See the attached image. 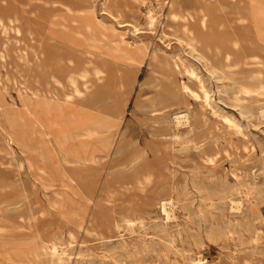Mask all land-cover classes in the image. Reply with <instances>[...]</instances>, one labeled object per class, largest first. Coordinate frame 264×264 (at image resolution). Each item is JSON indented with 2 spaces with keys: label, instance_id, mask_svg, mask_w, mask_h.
Here are the masks:
<instances>
[{
  "label": "rangeland",
  "instance_id": "374dc122",
  "mask_svg": "<svg viewBox=\"0 0 264 264\" xmlns=\"http://www.w3.org/2000/svg\"><path fill=\"white\" fill-rule=\"evenodd\" d=\"M263 9L0 0V264H264Z\"/></svg>",
  "mask_w": 264,
  "mask_h": 264
},
{
  "label": "bare ground",
  "instance_id": "6f19581e",
  "mask_svg": "<svg viewBox=\"0 0 264 264\" xmlns=\"http://www.w3.org/2000/svg\"><path fill=\"white\" fill-rule=\"evenodd\" d=\"M238 2V1H237ZM254 2V1H253ZM258 3H260V2H258ZM213 3H211V5H212ZM246 5V4H245ZM247 6V5H246ZM259 6V5H258ZM228 7V6H227ZM248 7V6H247ZM224 8V7H223ZM254 9V8H253ZM258 10V9H257ZM260 10H261V8H260ZM264 10V9H263ZM151 12V11H150ZM259 12V11H258ZM255 13H257V12H255ZM174 14V13H173ZM150 17V16H149ZM258 19V18H257ZM246 20V19H245ZM204 24V23H203ZM256 25V24H255ZM261 29V28H260ZM264 31V30H263ZM191 32H192V30H191ZM190 32V33H191ZM211 32V31H210ZM257 32V31H256ZM192 34V33H191ZM175 36V35H174ZM180 38V37H179ZM183 40H185L186 39V37H184L183 36ZM189 38V37H188ZM204 39V38H203ZM192 40V39H191ZM191 40H185V42L188 44V45H190L191 47H192V49H196V46H195V44L193 43V42H191ZM262 40V39H261ZM264 40V39H263ZM194 41V40H193ZM211 41V40H210ZM220 41V40H219ZM220 43V42H219ZM204 44V43H203ZM163 48V47H162ZM203 48V47H202ZM157 51V50H156ZM157 57V56H156ZM206 59V58H205ZM260 60V59H259ZM212 61V60H211ZM152 62H154V61H152ZM150 64V63H149ZM208 64V63H207ZM262 64V63H261ZM151 66V65H150ZM216 66V65H215ZM176 68V67H175ZM148 73V72H147ZM147 73H146V75H147ZM156 75V74H155ZM210 78V77H209ZM175 83V82H174ZM171 91V90H170ZM140 96V95H139ZM146 97H147V95H146ZM145 97V98H146ZM148 98V97H147ZM135 99V98H134ZM157 99H159L158 97H151V98H149V99H145V100H143V104L144 105H147V104H149V105H153L155 102H156V100ZM134 101V100H133ZM7 102V101H6ZM106 104V103H105ZM177 106V105H176ZM9 107V106H8ZM184 109H186V108H184ZM5 110V109H4ZM171 110V109H170ZM177 110V109H176ZM118 113V111H114L113 113ZM174 112V111H173ZM264 112V111H263ZM3 113H4V111H3ZM189 113V112H188ZM6 114V113H5ZM30 114V113H29ZM95 114V113H94ZM6 116H8L7 114H6ZM5 116V117H6ZM10 116V115H9ZM174 117H172V118H174L175 119V121H176V124L177 125H179V124H184L185 122H187L189 119V117H188V114L187 113H177L176 115H173ZM168 117V116H167ZM77 118V117H76ZM98 118V117H97ZM106 118V117H105ZM107 118H111V117H107ZM171 118V117H170ZM7 119V118H6ZM11 119H12V117H11ZM74 119V118H73ZM8 120V119H7ZM104 120V119H103ZM106 120V119H105ZM157 120V119H156ZM11 121L12 120H10V123H11ZM114 121V120H113ZM15 122V121H14ZM66 122V121H65ZM80 122V121H79ZM112 122V121H111ZM173 122V121H172ZM9 123V124H10ZM37 123V122H36ZM123 123V122H122ZM170 123V122H169ZM12 125V124H11ZM65 125V124H64ZM192 125V124H191ZM190 125V126H191ZM109 126V125H108ZM107 126V127H108ZM121 126V125H120ZM183 126V125H182ZM113 127H116V126H113ZM119 127V126H118ZM4 128V127H3ZM36 128V127H35ZM43 128V127H42ZM76 128V127H75ZM106 128V127H105ZM187 128V127H186ZM191 128H193V126L191 127ZM85 129H86V131H87V133L85 132L84 134H87V135H91V134H95V132L93 133V129H92V126H91V122L90 123H87L86 124V127H85ZM2 130V129H1ZM76 130V129H75ZM78 130V129H77ZM76 130V131H77ZM95 130V129H94ZM99 130V129H98ZM182 130V129H181ZM83 131V130H82ZM108 131V130H107ZM7 132V131H6ZM79 132V131H78ZM77 132V133H78ZM4 133V132H3ZM11 133V132H10ZM67 133V132H66ZM71 133V132H70ZM171 133V132H170ZM180 133V132H179ZM97 134V133H96ZM95 134V135H96ZM172 134V133H171ZM187 134V133H186ZM6 135V134H5ZM67 136V135H66ZM70 136V135H69ZM117 136V135H116ZM181 136V135H180ZM63 137V136H62ZM85 137H86V135H85ZM93 137V136H92ZM171 137H173L172 135H171ZM72 138V137H71ZM89 138V137H88ZM3 139V138H2ZM67 139V138H66ZM69 139H70V137H69ZM4 140V139H3ZM59 140V139H58ZM68 141V140H67ZM67 141H65V142H67ZM104 141V140H103ZM102 141V142H103ZM60 142V141H59ZM65 142H63L64 144H65ZM97 142H98V140H97ZM62 143V142H61ZM68 143V142H67ZM55 144V143H54ZM58 144V143H57ZM114 144V143H113ZM56 145V144H55ZM106 145V144H105ZM57 146V145H56ZM59 146V145H58ZM97 146V145H96ZM99 146H101V145H99ZM99 146H98V148H99ZM112 147V146H111ZM7 148V147H6ZM65 148V147H64ZM70 148V147H69ZM95 149V148H94ZM112 149V148H111ZM10 150V149H9ZM3 151V150H2ZM66 151H68V150H66ZM76 151V150H75ZM91 151V150H90ZM96 151V150H95ZM9 153V152H8ZM63 153V152H62ZM71 153V152H70ZM74 153V152H73ZM93 153H96V152H93ZM79 154V153H78ZM11 156V155H10ZM105 156V155H104ZM69 157V156H68ZM97 157V156H96ZM108 157V156H107ZM70 158V157H69ZM63 159V158H62ZM78 159V158H77ZM4 160V159H3ZM81 160V159H80ZM79 160V161H80ZM88 160V159H87ZM96 160V159H95ZM68 161V160H67ZM100 161H101V159H100ZM11 162V161H10ZM69 162V161H68ZM76 162V161H75ZM108 162V161H107ZM81 163V162H80ZM87 163V162H86ZM98 163V162H97ZM72 164V163H71ZM7 165V164H6ZM5 165V166H6ZM78 165V164H77ZM83 165V164H82ZM86 165V164H85ZM104 165V164H103ZM12 166V165H11ZM102 173V172H101ZM150 174L151 173H149L148 175H147V181L148 180H150ZM14 178V177H13ZM99 179H100V177H99ZM7 186V185H6ZM9 187V186H8ZM157 201L158 202H160V206H161V208H162V213L166 216V218L167 219H169V218H171L172 217V214H173V210H174V201H173V198L171 197V195L170 196H164L162 193H158L157 194ZM232 202L234 203V204H236L237 206L240 204L239 202L240 201H237V200H235V199H232ZM222 203V202H221ZM220 207V206H219ZM131 217V216H130ZM131 219V218H130ZM172 219V218H171ZM14 229V228H13ZM3 230V229H2Z\"/></svg>",
  "mask_w": 264,
  "mask_h": 264
}]
</instances>
